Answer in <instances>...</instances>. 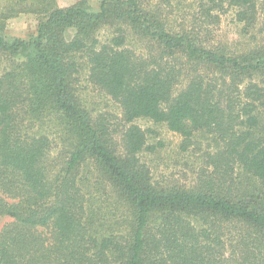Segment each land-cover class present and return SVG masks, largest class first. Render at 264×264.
<instances>
[{"label": "trees", "instance_id": "obj_1", "mask_svg": "<svg viewBox=\"0 0 264 264\" xmlns=\"http://www.w3.org/2000/svg\"><path fill=\"white\" fill-rule=\"evenodd\" d=\"M229 11L244 37L264 24V0H6L0 264H264V38L216 44ZM19 14L27 39L5 34ZM138 120L201 155L191 185L156 179Z\"/></svg>", "mask_w": 264, "mask_h": 264}, {"label": "rangeland", "instance_id": "obj_2", "mask_svg": "<svg viewBox=\"0 0 264 264\" xmlns=\"http://www.w3.org/2000/svg\"><path fill=\"white\" fill-rule=\"evenodd\" d=\"M82 0H57L58 6L62 8L70 7ZM91 9L98 10L101 0H86ZM6 0H0V10L5 6ZM261 16V15H260ZM38 26L37 17L33 14H19L10 18L6 23L5 34L9 38L27 39L36 33ZM241 25L235 23L234 12L229 11L221 20V24L216 31V44L227 46L231 50H244L258 45L264 38V24L262 17L259 19L257 28L247 37L241 31ZM85 96L90 104L99 111H108L118 115L119 108L107 96L99 92L93 86L83 83ZM137 125L143 129L153 131L149 142L158 147L155 153H147L143 157L144 161L150 166L154 176L162 182H179L191 185L202 166L200 154L193 151L187 153L180 152L182 138L172 133L167 127L155 125L148 120H138ZM10 222L8 217L0 218V230Z\"/></svg>", "mask_w": 264, "mask_h": 264}]
</instances>
